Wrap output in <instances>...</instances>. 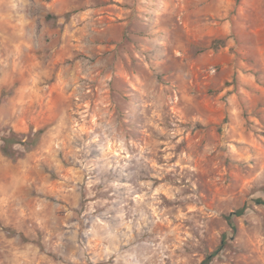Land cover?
Wrapping results in <instances>:
<instances>
[{"label":"rangeland","instance_id":"rangeland-1","mask_svg":"<svg viewBox=\"0 0 264 264\" xmlns=\"http://www.w3.org/2000/svg\"><path fill=\"white\" fill-rule=\"evenodd\" d=\"M257 199L264 0H0V264H264Z\"/></svg>","mask_w":264,"mask_h":264},{"label":"trees","instance_id":"trees-1","mask_svg":"<svg viewBox=\"0 0 264 264\" xmlns=\"http://www.w3.org/2000/svg\"><path fill=\"white\" fill-rule=\"evenodd\" d=\"M44 133V130H39L35 133H30V134H22L18 135L15 132H11L8 136H6L3 141L4 145L1 148L2 153L9 158H15V151L13 149L14 145L17 143L22 144L25 146L26 151L32 150L36 145L41 137V135ZM25 140V141H24ZM250 203H256V204H264V200L262 199H257L254 201L248 202L245 206L239 208L238 210L234 211L230 215L225 216L226 220L230 223L233 224V219L234 217H240L244 215L248 205ZM217 252H214L213 254L209 255L203 262V264H210L215 257Z\"/></svg>","mask_w":264,"mask_h":264}]
</instances>
